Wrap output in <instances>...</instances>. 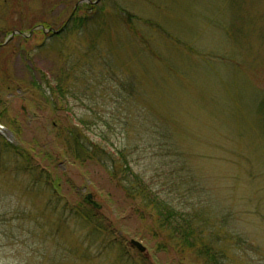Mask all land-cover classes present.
Segmentation results:
<instances>
[{
	"label": "rangeland",
	"instance_id": "374dc122",
	"mask_svg": "<svg viewBox=\"0 0 264 264\" xmlns=\"http://www.w3.org/2000/svg\"><path fill=\"white\" fill-rule=\"evenodd\" d=\"M77 1L0 0V264H202L75 154L78 127L226 264H264V0H100L44 31Z\"/></svg>",
	"mask_w": 264,
	"mask_h": 264
},
{
	"label": "trees",
	"instance_id": "16d2710c",
	"mask_svg": "<svg viewBox=\"0 0 264 264\" xmlns=\"http://www.w3.org/2000/svg\"><path fill=\"white\" fill-rule=\"evenodd\" d=\"M97 3L79 4L74 12L72 14L70 13L71 15L68 16L62 26L58 28L60 33L73 29V27L82 26L86 18L77 16V12L80 10L92 11L98 5ZM50 32V34H54L52 31ZM37 81L38 79L34 80L33 83L39 85ZM54 89L57 92L62 91L61 84H57V86L51 88L52 91H54ZM79 123L82 125L86 124L84 121H80ZM78 128L67 131L68 137L73 140L75 154L79 157L83 154L84 156L96 160L102 166H105L108 173L124 188L127 196L130 198L140 197L145 206L153 207L160 227L168 231V241L171 240V242L169 241L171 244H174V246L180 249L194 251L196 256L202 259V264H226V253L223 249L216 248L214 244L209 241L207 242L202 237L201 234L202 231H204V229H202L204 225L195 222L193 215L191 216L185 212L176 210L165 200L158 197L157 194L153 192L146 178L133 169L131 163L127 160L121 149L110 152L106 150L104 146H99L95 143L92 144L87 138V135L83 134L84 132H82L81 128ZM100 135L102 139H106L104 133H100ZM163 135L167 136L166 132L163 131ZM83 138L84 140L82 141ZM77 146L81 147V154L76 151ZM120 171L124 174L122 177H119Z\"/></svg>",
	"mask_w": 264,
	"mask_h": 264
},
{
	"label": "water",
	"instance_id": "95a60500",
	"mask_svg": "<svg viewBox=\"0 0 264 264\" xmlns=\"http://www.w3.org/2000/svg\"><path fill=\"white\" fill-rule=\"evenodd\" d=\"M98 1H99V0H78V1L75 3V5H74L71 14L74 12L75 8H76L79 4H81V3H89V4H93V3H97ZM71 14H70V15H71ZM39 27L42 28L41 25H40ZM35 28H38V26H37V27H34L33 29H35ZM31 31H32V30H31ZM44 31H52L53 33H58V32H59V29H58V30H55V29H53V28H47V29H44ZM15 33H20V32L17 31V30H14V31H12L11 36H13ZM20 34H21V33H20ZM87 198H88V200L90 201V203L95 204V203L91 200V194H88V195H87ZM95 205H96V204H95ZM130 243H131L134 247H136L140 252H144V251H145V247L141 244V242H139V241H137V240H135V239H131V240H130Z\"/></svg>",
	"mask_w": 264,
	"mask_h": 264
}]
</instances>
